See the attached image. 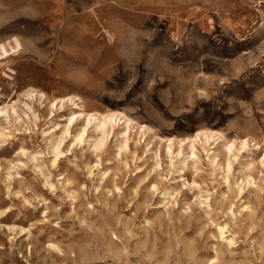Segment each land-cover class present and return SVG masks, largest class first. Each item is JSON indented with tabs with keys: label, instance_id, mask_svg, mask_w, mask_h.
<instances>
[{
	"label": "rangeland",
	"instance_id": "374dc122",
	"mask_svg": "<svg viewBox=\"0 0 264 264\" xmlns=\"http://www.w3.org/2000/svg\"><path fill=\"white\" fill-rule=\"evenodd\" d=\"M12 36L0 264H264V0H0V42ZM70 96L151 130L97 151L92 127L65 132ZM198 130L224 137L198 140L196 169L178 141Z\"/></svg>",
	"mask_w": 264,
	"mask_h": 264
},
{
	"label": "bare ground",
	"instance_id": "6f19581e",
	"mask_svg": "<svg viewBox=\"0 0 264 264\" xmlns=\"http://www.w3.org/2000/svg\"><path fill=\"white\" fill-rule=\"evenodd\" d=\"M103 29H104L105 33L110 35V32H109L108 28L103 27ZM120 29H121V27H120ZM177 40H178V38H177ZM22 48H23L22 42L16 36H12L8 40H6L4 42H0V61L7 60L12 55H18L19 52L22 50ZM33 92H34V90L30 91L29 92V94H30L29 96H33ZM41 96H43V95H41ZM45 96L46 95H44V97ZM78 100H79V102H76ZM68 102L73 104L75 106V108L78 109V110L72 111L71 115L68 117L67 123L65 125V132H69L71 127H72V125H74L75 123L81 121L82 127L80 129V132L75 136L74 139L76 141H78V142H82L83 140H86V139H84V137H85V135H87L86 133L88 132V128L92 127L94 129V132H95V137L92 138V140H91L92 141V146L97 151H99V150L102 151L103 147L107 143V140H108V138L110 136H113V137L114 136H117V137L121 136L118 148L121 151H127L129 149V147H130L129 146V141H130V132H131L132 129H136V130L138 129V132L142 133L143 135H145L149 130H151L146 125L138 124L136 121H134L132 118H130L128 115H126L124 112H121V111H117V110L114 111L113 110V111H109V112L107 111L105 113H100L98 111L97 112H92V113L91 112H87L86 105H85L86 102L84 103V101L81 98L74 99L71 96L67 97V98H62L60 100V103L62 105V106L60 105L61 108L64 107ZM53 105L54 104H52L50 106V108L51 107L53 108ZM57 105L58 104H56L54 106L57 107ZM3 110H0V112L2 113ZM33 115L35 117V120H37L38 117L36 116V114H34V112H33ZM59 125L60 124H56L54 126V131H56L55 128L56 127L58 128ZM120 126H122L123 129L120 130L119 132H117L116 134H114L115 133V128L120 127ZM0 135L3 136L4 134L0 133ZM223 137H224V135L221 132H218V131L216 132V131H213V130H198L194 135L189 136V137H185V138L179 140L178 141L179 144L185 143L186 146L189 147V149H190V155L184 157L183 158V162L182 161L181 162L184 164V166H188V159H191L192 160L191 163H193L195 165V167L194 166L193 167L197 169L196 165L201 160L200 157L197 154V146H196V144H197L198 140L202 141L203 138H204V142L207 145L210 144L211 140H213L212 144H214L215 145L214 148H216V146H217L216 145V141H218L219 139H222ZM168 140L170 141V143H169L167 148H168V151H171L172 150V146L175 144V141H174V139H168ZM243 140H244L243 141V145H242L243 147H241L240 150H244L245 148H247V144L248 143H250V142L253 143L255 141L253 139V137H251V136L249 137L248 135ZM59 143L60 142H58V140L57 141L53 140V141L50 142V144L52 146V149L54 150V153H56V155H58L60 153V151H59V149H60ZM254 144L256 145V142ZM234 145H235L234 141L231 144H228V143L224 144V147H226V150H228L230 152L229 154H232V150H233ZM206 150H207L206 152H208L209 149L207 148ZM240 150L238 149L237 151H240ZM181 154H182V151H180L178 153V155H181ZM208 158H209V160L211 161V163L213 165L216 164L217 155H216L215 151H213L211 154H208ZM263 160H264V157H263ZM54 163H55V161H54ZM227 172H228V176L225 178V183L229 184V174L231 172V163L230 162H227ZM242 190H243V188H240V191H242ZM244 207H246L247 209H250L249 205H245ZM223 229H221L222 230L221 231L220 228H219V230L221 231L220 235L222 234V236H223V234L225 235V233H224L225 230L223 231ZM220 238H221V236H220ZM228 243L231 244V240ZM210 261H212V260H210Z\"/></svg>",
	"mask_w": 264,
	"mask_h": 264
}]
</instances>
